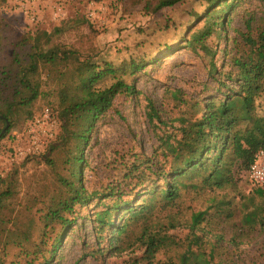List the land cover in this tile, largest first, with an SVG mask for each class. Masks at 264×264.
I'll return each mask as SVG.
<instances>
[{
    "label": "trees",
    "instance_id": "16d2710c",
    "mask_svg": "<svg viewBox=\"0 0 264 264\" xmlns=\"http://www.w3.org/2000/svg\"><path fill=\"white\" fill-rule=\"evenodd\" d=\"M187 1L207 5L205 23L193 32L187 45L210 58L209 73L217 95L196 99L192 112L178 117L180 125L175 133L159 137L160 145L153 155L144 160L136 157L127 165L121 182L101 191L90 193L85 186V152L97 121L114 108L116 97L137 92L135 84L127 83L126 71L119 73L111 63L95 61L94 55L53 43L58 30L37 31L25 38L24 42L33 41L26 64L0 66V135L7 123L11 125L6 133L34 117L41 64L51 69L61 65L72 71L78 82V92L70 98L68 89H63L60 110L49 105L62 121V132L39 156L55 170L63 195L53 197L48 206L37 251L24 249L23 239H29L31 229L21 231L23 237H18L20 242L15 245L22 248L24 264H51L61 246L62 231L78 219L77 209L94 204L102 206L91 214L97 244L90 253L96 259L140 248L142 254L127 264H228L224 248L239 253L242 246L251 243L253 234L264 233V184L254 183L248 194L238 185L239 174L249 171L264 148V114L260 111L264 101V22L254 32L252 19L248 21L242 42L237 36L233 38L229 64H219L218 58L223 59L219 53L230 54L229 45L218 49L209 41L216 39L221 45L227 39L235 0H138L146 14ZM145 65L144 61H132L131 74ZM149 106L151 120L155 117L161 122L151 101ZM56 152L64 155V173L57 172ZM11 174L0 181V187ZM11 195L8 185L0 191V203ZM229 222L233 235L227 240L213 229ZM177 230L187 231L185 239L172 233ZM50 233V255L35 257L48 246ZM88 244L83 242L84 249ZM0 264H7L1 255Z\"/></svg>",
    "mask_w": 264,
    "mask_h": 264
},
{
    "label": "rangeland",
    "instance_id": "374dc122",
    "mask_svg": "<svg viewBox=\"0 0 264 264\" xmlns=\"http://www.w3.org/2000/svg\"><path fill=\"white\" fill-rule=\"evenodd\" d=\"M20 0H0V66L17 67V63L26 64L33 41L24 42L37 31L55 32L52 42L80 51L85 55H94L100 64L111 63L116 69L126 71L127 83L135 84L137 92L123 93L116 97L114 108L96 123L91 144L85 152L88 160L83 177L85 186L91 193L101 191L108 185L119 183L127 165L136 157L144 160L153 155L160 145L159 137L175 133L179 127L178 117L191 113L194 101L207 98L215 93L216 84L209 73V57L204 52H195L187 41L193 32L205 23L207 5L197 1H187L162 9L158 13L143 11L144 4L138 0H36L29 7L19 5ZM31 2V1H30ZM230 12V24L227 39L217 44L210 39L209 44L220 48L229 45L230 54L219 53V64H229L232 54L233 38L247 31V23L252 19L254 32L264 22V2L260 0H235ZM92 4L99 7V17L103 24L92 22L88 12ZM57 7L62 8L60 18L55 19ZM37 14L36 19L33 15ZM240 48V47H239ZM241 49V48H240ZM15 53V54H14ZM15 56H18L15 58ZM217 59V61H218ZM144 61L145 68L131 74L132 61ZM72 71L63 66L51 69L42 65L40 69V96L33 106L34 116L43 107L51 105L60 110L63 101V89H68L69 98L78 92L76 79ZM135 79V80H134ZM150 101L162 118L161 122L151 120ZM260 111L264 114V101ZM164 123H163V122ZM27 120L16 124L0 140V152L7 154L12 147L19 145L15 134L23 133ZM2 131V132H3ZM1 133L0 138L5 134ZM58 173H64L62 152L53 153ZM249 171L238 176L239 190L248 194L255 188ZM11 176L1 185L3 191L9 185L12 195L3 198L0 203V231L2 243L0 255L7 264H24L25 255L15 242L24 230H30L29 239H23L24 249L37 251L40 242V229L52 198L63 195V189L57 181L55 170L48 166L43 156L29 157L19 161L11 170ZM100 204L77 209V221L62 231L63 239L51 264H127L135 256H140V248L128 251L120 256L94 258L91 249L97 244L92 230V213L100 210ZM91 216V217H90ZM238 220V219H237ZM218 225V226H217ZM214 226L215 233H221L225 239L232 237L231 223ZM23 230V231H22ZM22 231V232H21ZM179 239H185L187 231L172 232ZM49 244L39 252V259L50 255ZM53 237V236H52ZM251 243L241 247V252L223 249L228 255V264H264V233L252 235ZM245 239V238H244ZM88 247L84 249L83 242ZM222 254V255H223ZM162 255V254H161ZM103 259V260H102Z\"/></svg>",
    "mask_w": 264,
    "mask_h": 264
},
{
    "label": "built area",
    "instance_id": "2783aa9c",
    "mask_svg": "<svg viewBox=\"0 0 264 264\" xmlns=\"http://www.w3.org/2000/svg\"><path fill=\"white\" fill-rule=\"evenodd\" d=\"M34 1L36 0H20L19 5L26 6L30 10L25 2L30 4ZM99 10V7L92 4L88 17L92 22L103 24L102 19L99 17ZM61 14L62 8L57 7L54 18H60ZM36 17L37 14H34L33 19H36ZM61 132L62 121L58 113L48 106L43 107L37 115L29 120L23 133L15 134L19 145L12 147V150L7 154L0 152V181L10 174L14 165L19 161L45 154ZM248 173L252 182L259 185L264 184V148L258 152L256 160L251 165Z\"/></svg>",
    "mask_w": 264,
    "mask_h": 264
},
{
    "label": "water",
    "instance_id": "95a60500",
    "mask_svg": "<svg viewBox=\"0 0 264 264\" xmlns=\"http://www.w3.org/2000/svg\"><path fill=\"white\" fill-rule=\"evenodd\" d=\"M8 126H9V123H7V127H8ZM7 127H6V128H7ZM5 131H6V129L2 132V134L5 133ZM0 136H1V135H0Z\"/></svg>",
    "mask_w": 264,
    "mask_h": 264
}]
</instances>
